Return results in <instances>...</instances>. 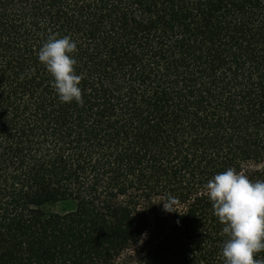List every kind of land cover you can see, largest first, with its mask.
Returning <instances> with one entry per match:
<instances>
[{"label":"trees","instance_id":"obj_1","mask_svg":"<svg viewBox=\"0 0 264 264\" xmlns=\"http://www.w3.org/2000/svg\"><path fill=\"white\" fill-rule=\"evenodd\" d=\"M228 168L264 181V0H0V264H222Z\"/></svg>","mask_w":264,"mask_h":264},{"label":"clouds","instance_id":"obj_2","mask_svg":"<svg viewBox=\"0 0 264 264\" xmlns=\"http://www.w3.org/2000/svg\"><path fill=\"white\" fill-rule=\"evenodd\" d=\"M76 49L70 36L51 35L37 52L38 61L53 77L52 87L61 103L82 102V77L75 72L72 55ZM204 188L213 215L224 225L222 235L227 236L220 253L222 264H264V258L257 256L264 251V181L252 182L228 168L215 174ZM159 204L166 213L177 212L178 201L173 196Z\"/></svg>","mask_w":264,"mask_h":264},{"label":"rangeland","instance_id":"obj_3","mask_svg":"<svg viewBox=\"0 0 264 264\" xmlns=\"http://www.w3.org/2000/svg\"><path fill=\"white\" fill-rule=\"evenodd\" d=\"M72 204L70 202H61L55 207V210H63V209H70Z\"/></svg>","mask_w":264,"mask_h":264}]
</instances>
